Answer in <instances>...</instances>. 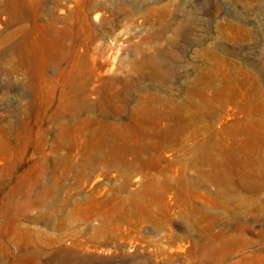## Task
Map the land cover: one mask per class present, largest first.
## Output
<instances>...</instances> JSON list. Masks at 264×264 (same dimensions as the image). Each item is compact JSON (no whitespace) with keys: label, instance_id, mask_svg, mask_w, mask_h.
<instances>
[{"label":"rangeland","instance_id":"rangeland-1","mask_svg":"<svg viewBox=\"0 0 264 264\" xmlns=\"http://www.w3.org/2000/svg\"><path fill=\"white\" fill-rule=\"evenodd\" d=\"M35 1L0 0V263L264 264V0Z\"/></svg>","mask_w":264,"mask_h":264},{"label":"bare ground","instance_id":"bare-ground-1","mask_svg":"<svg viewBox=\"0 0 264 264\" xmlns=\"http://www.w3.org/2000/svg\"><path fill=\"white\" fill-rule=\"evenodd\" d=\"M35 4H36V1L35 0H30V9H32L34 6H35ZM26 206V205H25ZM11 209H14L15 210V208L16 209H19V206H15V204H11ZM23 207V206H22ZM30 207V206H29ZM23 210H25V209H23ZM10 212V211H9ZM15 213V212H14ZM17 213H18V211H17ZM21 213V212H20ZM15 216V215H14ZM14 221V220H13ZM6 250L8 251V252H10V248H9V246L7 245V248H6ZM63 250H65L64 248H63ZM28 251V250H27ZM29 255H30V251H29ZM202 255V260H203V263L204 264H206L207 263V261H208V256L206 255V254H204V253H202L201 254ZM64 254L62 253V252H60L59 253V257L60 258H64ZM1 264V263H0ZM47 264H49L48 263V261H47Z\"/></svg>","mask_w":264,"mask_h":264}]
</instances>
